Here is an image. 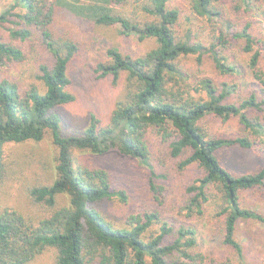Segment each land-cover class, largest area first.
<instances>
[{
  "label": "trees",
  "instance_id": "16d2710c",
  "mask_svg": "<svg viewBox=\"0 0 264 264\" xmlns=\"http://www.w3.org/2000/svg\"><path fill=\"white\" fill-rule=\"evenodd\" d=\"M222 1L232 2L234 14L239 13L238 0H94L74 6L73 12L94 24L118 25L122 34L152 39L155 46L136 55L113 46L104 50L94 70L113 85L123 80L122 95L105 124L91 114L81 131L68 134L57 109L75 99L70 72L78 47L53 30L55 0H14L11 9L18 11L0 12V25L9 14L16 19L7 34L0 32V185L8 174L6 143L39 141L49 132L57 147L54 180L28 189L46 214L0 210V264H26L50 248L54 264H250L236 229L241 220L264 225V214L241 199L247 191L264 198V163L233 172L222 162L221 151L239 147L264 155V39L249 23L239 28L225 18ZM255 1L242 2L251 8ZM192 17L208 19L219 33L215 40L206 43L183 29L182 18L190 23ZM225 27L235 31L225 33ZM232 45L239 53L228 51ZM34 47L44 56L35 74L42 89L34 83L22 87L3 67L22 61L24 50ZM193 55L198 68L189 72L184 58ZM204 58L209 76L201 68ZM241 66L252 78L245 90L232 81ZM209 116L221 122L236 119V130L227 136L211 133L203 122ZM148 134L159 138L178 171L194 164L199 174L183 185L181 221L153 208L129 214L126 226L117 227L99 205L114 195L124 201L126 191L112 190L105 170L76 164L72 150L93 155L117 151L150 166ZM153 179L146 178V187L164 195L166 187ZM61 195L67 196V205L58 204ZM221 245L229 247L232 257L221 253Z\"/></svg>",
  "mask_w": 264,
  "mask_h": 264
},
{
  "label": "rangeland",
  "instance_id": "374dc122",
  "mask_svg": "<svg viewBox=\"0 0 264 264\" xmlns=\"http://www.w3.org/2000/svg\"><path fill=\"white\" fill-rule=\"evenodd\" d=\"M242 1L238 0L240 9L237 15L234 14L232 2L222 1L220 4L222 13L225 18L239 28L246 22L249 23L253 32L259 38L264 39V0H256L253 3L257 9L252 5L251 8H245ZM170 2L179 4L182 3V0H170ZM13 3L14 0H0V12L18 11L17 7L11 9ZM91 3H95L94 0H55L54 3L53 30L63 38L75 42L78 47L70 72L71 89L75 99L57 109L61 117L63 133L66 134L81 131L88 124L91 114L99 116L102 119L101 123L105 124L114 103L122 95L123 80L113 85L109 78H98L94 70L95 62L104 55V50L107 47L113 46L124 53L136 55L143 54L155 46L152 39L139 41L133 35L122 34L118 25H97L91 19L72 11L74 6L78 8ZM187 13L188 11L185 12V14ZM191 19V22L188 23L182 18L183 29L189 28L192 32L199 34L206 43L212 42L215 40L213 37L218 36V31L214 29L208 19L200 17ZM11 20L16 19L9 14L7 21L0 25L2 34H7L13 28ZM216 26L221 25L216 24ZM223 30L229 34L235 31H228L226 27ZM234 50L239 53L235 45L228 49V51ZM24 51L25 56L22 61L5 63L3 67L19 81L22 87L34 83L42 89L41 82L35 79V74L37 73V64L44 59V56L39 53L36 47L31 51L28 49ZM184 63L189 72L198 68L194 55L184 58ZM201 68L205 69L203 74L210 75V67L206 59ZM233 78L235 80L232 81L237 83L239 90H245L252 82L245 66H241L240 74H235ZM203 122L211 133L220 136L234 133L237 126V121L234 118L227 122H221L220 119L209 116ZM147 138L150 149V166L145 165L139 159L127 157L117 151L93 155L86 151L72 150L76 164H85L91 168L105 170L109 175L112 190L124 189L126 191L127 195L124 201L118 195H114L99 205L101 214L117 227L126 226V217L129 214L143 213L153 208L160 216H165L168 219L180 221L184 219V217L182 218L184 211L180 209L179 205L183 185L188 183L192 176L198 175L199 170L192 164L183 171H178L173 160L166 156L159 138L153 134H148ZM56 155L57 147L53 144L49 132H46L39 141L6 143L4 158L8 174L4 183L0 185V210L11 208L31 216L45 215V210L32 202L28 195V189L32 185L46 184L54 180L56 177ZM221 157L224 165L233 172L255 170L264 163V155L258 156L251 150L239 147L222 150ZM160 174L164 176L160 177ZM151 176L154 177L155 183L166 187L165 192L162 191L164 195L160 191L153 193L146 187V178ZM160 199L162 201L159 203ZM241 199L243 205L264 214V198L247 191L242 194ZM67 203V196L58 197L59 205H67ZM206 219L208 218L205 215L201 220V224H206V226H201V230L204 229V231L208 225ZM155 227L154 224L153 228ZM236 237L241 242L244 256L250 264H264L263 224L255 220H241L237 225ZM219 250L224 255L232 257L229 247L221 245ZM54 260L55 251L50 248L35 255L26 264H54Z\"/></svg>",
  "mask_w": 264,
  "mask_h": 264
}]
</instances>
